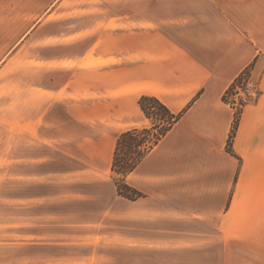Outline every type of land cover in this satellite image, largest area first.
Masks as SVG:
<instances>
[{
  "label": "crops",
  "instance_id": "crops-1",
  "mask_svg": "<svg viewBox=\"0 0 264 264\" xmlns=\"http://www.w3.org/2000/svg\"><path fill=\"white\" fill-rule=\"evenodd\" d=\"M37 1L11 43L0 13V264H264V0ZM142 95L180 117L128 199L112 157Z\"/></svg>",
  "mask_w": 264,
  "mask_h": 264
},
{
  "label": "trees",
  "instance_id": "trees-1",
  "mask_svg": "<svg viewBox=\"0 0 264 264\" xmlns=\"http://www.w3.org/2000/svg\"><path fill=\"white\" fill-rule=\"evenodd\" d=\"M248 70L249 67L238 74L226 91H232V89L244 79ZM223 99L225 100L224 95ZM138 103L151 124L147 127L127 129L118 135L111 166L118 194L128 199L141 196V193L125 182V176L136 167L145 154L180 117V113L172 112L154 95H142L138 99ZM237 123L238 117L235 116L226 144V149L228 151H232L231 142Z\"/></svg>",
  "mask_w": 264,
  "mask_h": 264
},
{
  "label": "rangeland",
  "instance_id": "rangeland-1",
  "mask_svg": "<svg viewBox=\"0 0 264 264\" xmlns=\"http://www.w3.org/2000/svg\"><path fill=\"white\" fill-rule=\"evenodd\" d=\"M47 6V4H43L39 1L33 3L32 0H0V13H8L9 15V20H8V32H9V40L10 43L12 42V39H15L17 34L22 31L25 27H27L28 21L27 18L28 17H32V15H37L39 13V11H43L45 10V7ZM23 15L25 17V22H21V21H17L12 19V17H16L17 15ZM251 65H249V70L247 71L244 79L239 82L233 89L232 91H225L224 92V96H225V102H227L229 105H231L234 108V117L237 116L239 118L240 116V112L242 111V108L244 107V105L248 102H252L256 99L257 96V88H256V95L254 97V100H245L243 96H237L236 93L238 91V88H243L244 86V81L246 79L251 80L250 78V70H251ZM247 68V67H246ZM245 68V69H246ZM244 69V70H245ZM243 71V70H242ZM241 73V72H240ZM234 136V135H233ZM120 195V194H119ZM140 197V196H138ZM136 197V198H138ZM126 198V197H125ZM134 198V199H136ZM47 209V206L43 205L42 206V218L47 217V212L44 211ZM9 217V220H16V211H11L8 213H2V217H4L5 215ZM26 215V220H27V212L25 213ZM98 262V261H97ZM96 262V263H97ZM58 264H63L58 262Z\"/></svg>",
  "mask_w": 264,
  "mask_h": 264
},
{
  "label": "built area",
  "instance_id": "built-area-1",
  "mask_svg": "<svg viewBox=\"0 0 264 264\" xmlns=\"http://www.w3.org/2000/svg\"><path fill=\"white\" fill-rule=\"evenodd\" d=\"M244 87L238 88V91L236 93L237 96H243L244 99L247 100H254V97L256 95V85L254 82H252L249 77L244 81Z\"/></svg>",
  "mask_w": 264,
  "mask_h": 264
}]
</instances>
